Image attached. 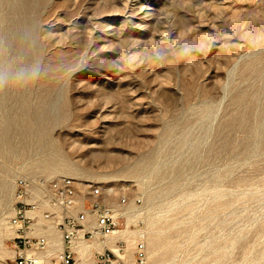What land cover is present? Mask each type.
<instances>
[{"label": "rangeland", "instance_id": "374dc122", "mask_svg": "<svg viewBox=\"0 0 264 264\" xmlns=\"http://www.w3.org/2000/svg\"><path fill=\"white\" fill-rule=\"evenodd\" d=\"M17 171L125 185L148 264H264V0H0Z\"/></svg>", "mask_w": 264, "mask_h": 264}, {"label": "built area", "instance_id": "2783aa9c", "mask_svg": "<svg viewBox=\"0 0 264 264\" xmlns=\"http://www.w3.org/2000/svg\"><path fill=\"white\" fill-rule=\"evenodd\" d=\"M138 202L125 185L17 171L0 187L8 264H148L145 240L121 234Z\"/></svg>", "mask_w": 264, "mask_h": 264}, {"label": "bare ground", "instance_id": "6f19581e", "mask_svg": "<svg viewBox=\"0 0 264 264\" xmlns=\"http://www.w3.org/2000/svg\"><path fill=\"white\" fill-rule=\"evenodd\" d=\"M126 232H127V231L125 230V231H123L121 234H122V235H124V234H126ZM2 239H3V241H4V244H3V245H4V247H6V248H7V242H6V238H4V237H3ZM82 245H83V246H86V244H85V243H82Z\"/></svg>", "mask_w": 264, "mask_h": 264}]
</instances>
